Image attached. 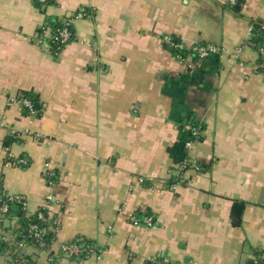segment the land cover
Segmentation results:
<instances>
[{
  "label": "crops",
  "instance_id": "1",
  "mask_svg": "<svg viewBox=\"0 0 264 264\" xmlns=\"http://www.w3.org/2000/svg\"><path fill=\"white\" fill-rule=\"evenodd\" d=\"M81 9L73 39L55 49L49 18ZM255 20L264 22V0H0V181L61 224L49 249H24L36 264L264 259V72L247 43ZM166 38L219 51L182 61ZM190 123L201 134L188 150ZM13 131L20 140L7 148ZM186 157L198 168L175 181ZM133 213L154 226L135 225ZM4 223L0 237L14 244L5 228L16 219ZM77 238L94 252L66 255ZM8 259L0 250V264Z\"/></svg>",
  "mask_w": 264,
  "mask_h": 264
},
{
  "label": "trees",
  "instance_id": "2",
  "mask_svg": "<svg viewBox=\"0 0 264 264\" xmlns=\"http://www.w3.org/2000/svg\"><path fill=\"white\" fill-rule=\"evenodd\" d=\"M35 4L39 7L42 6L40 0H34ZM45 3H54V0H45ZM235 9L238 8L236 4ZM48 26L51 28L53 33H56L57 30L62 26V22L58 18H49ZM250 41L252 43V48L257 50L259 47L264 49V22L263 21H253V30L250 34ZM176 43H179L178 40H175ZM54 48L59 49L60 43H52ZM171 52L177 57L182 56L183 58L187 57L189 54H193L196 57L195 52H189L186 49H181L180 47L170 46ZM263 62V56L258 57V64ZM260 72H264V67H259ZM26 97L29 98L33 103H39V96L35 92L26 93ZM26 108H24V113H27ZM192 127L198 128L195 124L190 123ZM181 138L185 141L189 139H194L195 134L194 130L187 129L185 126L181 127ZM19 133L13 131L10 133L4 141V144L7 148L10 147L16 141H19ZM24 158V157H23ZM12 157H7L5 162H12ZM29 161L26 163H21L22 167L28 166ZM7 206V210L2 212V217H0V227L5 226L4 220L12 221L16 219V226L14 228L7 227L5 229L10 230L15 238L17 246L13 243L2 239L0 237V250L4 254L8 253L9 259L8 264H36V261L33 259V256L26 253L24 249H21L18 244L26 243L29 245H35L39 241L45 243V248L49 249L57 237V230L60 227V221L51 214L50 210L46 206L40 207L36 212L31 213L27 207H24L23 200L17 198L16 196H11L6 194L4 191L3 180L0 181V209L4 206ZM138 219L141 218L140 215H137ZM232 223L235 226H240L242 224V208L238 205H234L231 212ZM34 226H36L34 228ZM38 235V237L36 236ZM69 245H76L82 251L80 255L88 257L93 252L94 244L88 240H83L77 238L74 242L69 243ZM164 260L156 262L155 264H162ZM259 264H264V259H260Z\"/></svg>",
  "mask_w": 264,
  "mask_h": 264
},
{
  "label": "built area",
  "instance_id": "3",
  "mask_svg": "<svg viewBox=\"0 0 264 264\" xmlns=\"http://www.w3.org/2000/svg\"><path fill=\"white\" fill-rule=\"evenodd\" d=\"M42 2H44L45 0H40ZM233 3H236V0H232ZM87 15L86 10L81 9L75 13H73L72 15H70L69 17H67L63 23L62 26L57 30L56 33H53L50 28H48L47 30H50L51 33L49 35L51 43H60V46H58V48H61L63 46H65L66 44H68L74 37V32H73V21L77 18H82L84 16ZM253 30V26L251 28V32ZM166 43L170 46L173 47H180L181 49H185L184 48V44L181 43H176L175 41H173L171 38H166ZM247 43L252 47V43L249 40L247 41ZM219 51V48L216 45L213 44H201L197 47H195L194 52L196 53L197 57L200 59H205L208 57H211L215 54H217ZM256 54L258 55V57L261 55L263 56V62L261 64H258V68L259 67H264V49L259 47L257 50H255ZM177 58H179L180 60H184L185 58H183L182 56H177ZM22 103L29 107L31 110H33V104L31 101L24 99L22 101ZM187 129H193L194 130V134H195V138L194 139H189L186 141V148L191 149L195 142L198 140V138L200 137L201 134V129L198 127H192L190 124H188L186 126ZM19 163H26V159H18L17 160ZM198 168V164L190 157H186L183 161H181L180 163L177 164V167L175 168L174 171V180L175 181H179L180 179L183 178L184 173L189 170V169H197ZM142 181V180H141ZM175 184V183H174ZM175 187V186H174ZM17 198H20L23 200V205L24 207H27V201L23 196L17 195ZM7 210V206L5 205L3 208L0 209V212H5ZM129 220L134 223L135 225H139V224H144L148 227H152L154 226V219L151 215H143L141 216L140 219H138L137 215L135 213L130 214L129 215ZM36 226H34L35 228ZM36 236L38 237V235L36 234ZM14 245L17 246V243L15 242ZM18 246L21 249H25L27 246H29V244L26 243H19ZM37 248H45V243L42 241H39L37 244L34 245ZM95 249H92V251L94 252ZM82 251V249H80L78 246L76 245H65L64 247V253L66 255L69 256H73V255H80V252ZM162 264H173L171 263L168 259H164Z\"/></svg>",
  "mask_w": 264,
  "mask_h": 264
}]
</instances>
